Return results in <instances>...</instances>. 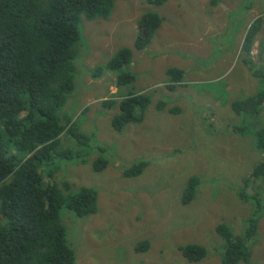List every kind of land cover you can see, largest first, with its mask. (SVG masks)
<instances>
[{
    "label": "rangeland",
    "instance_id": "rangeland-1",
    "mask_svg": "<svg viewBox=\"0 0 264 264\" xmlns=\"http://www.w3.org/2000/svg\"><path fill=\"white\" fill-rule=\"evenodd\" d=\"M148 12L162 17V27L146 50L135 51L138 21ZM262 14L264 0H168L161 7L119 0L109 21L84 20L80 48L85 49L75 60V90L62 116H73L90 142L80 146L62 136L64 149L84 156L57 160L53 179L44 176L45 186L62 188L68 182L71 194L83 187L98 193L97 214L79 218L66 209L61 212L76 264H190L179 247L191 243L208 249V256L196 264H220L216 247L223 242L216 226L226 223L240 235L256 212L237 192L262 154L252 139L233 133L232 127L244 119L233 111L235 101L261 90L262 83L258 86L245 64L242 46L250 24ZM123 48L133 51L130 70L137 80L120 93H148L152 103L143 123L117 133L112 119L120 114L119 106L101 105L115 98L116 75L106 72L96 79L90 71ZM252 54L254 64L262 66L264 27ZM170 68L185 73L184 85L174 92L166 88ZM159 103L164 110H158ZM99 159L107 167L97 172ZM140 161L149 163L144 173L126 178L124 171ZM193 176L201 184L195 201L183 206L180 199ZM257 216L251 264H264V206ZM145 240L149 250L136 252Z\"/></svg>",
    "mask_w": 264,
    "mask_h": 264
},
{
    "label": "trees",
    "instance_id": "trees-1",
    "mask_svg": "<svg viewBox=\"0 0 264 264\" xmlns=\"http://www.w3.org/2000/svg\"><path fill=\"white\" fill-rule=\"evenodd\" d=\"M117 1L0 0V264L77 262L61 222V212L66 209L79 218L97 214L98 193L83 187L71 194L68 182L62 188L56 184L45 186L44 176L53 179L58 170L54 164L57 160L81 156L62 147V136L76 139L80 146H88L90 142L80 132L74 117H63L62 112L75 90V60L79 51L85 49L80 48L82 24L84 20L109 21ZM144 2L161 7L168 0ZM261 16L250 24L242 46L247 56L245 64L258 86L262 83L261 90L235 101L233 111L244 119L232 127L233 133L252 139L262 154L261 161L243 179L237 192L239 199L252 204L256 212L240 235H235L226 223L216 226L215 233L223 242L216 247L220 264H251L258 232L257 213L264 206V64L256 66L252 59L254 44L264 27V15ZM162 22L155 12L142 15L133 46L135 51H144L152 44ZM132 62L133 51L123 48L104 66L90 71V76L96 79L106 72L116 75L114 86L118 92L115 98L104 100L101 105L104 109L119 106L120 114L112 119L117 133L130 124L143 123L152 103L148 93H120V89L137 80L130 70ZM167 76L166 88L174 92L184 82L185 73L170 68ZM157 108L162 111L165 105L159 103ZM106 164L105 159H99L94 164L95 171L106 169ZM148 166V162L140 161L123 174L126 178H136ZM200 184L196 176L188 180L180 199L183 206L195 201ZM149 248L150 242L145 240L135 250L145 253ZM179 251L190 264L200 263L208 256V249L196 243L180 246Z\"/></svg>",
    "mask_w": 264,
    "mask_h": 264
},
{
    "label": "crops",
    "instance_id": "crops-1",
    "mask_svg": "<svg viewBox=\"0 0 264 264\" xmlns=\"http://www.w3.org/2000/svg\"><path fill=\"white\" fill-rule=\"evenodd\" d=\"M262 15H263V14H262ZM260 16H261V15H260ZM259 34H260V33H259ZM259 34H258V35H259ZM257 37H258V36H257ZM182 85H184V83H183ZM145 91H146V90H145ZM238 96H239V95H238ZM238 96L234 97L233 99L235 100Z\"/></svg>",
    "mask_w": 264,
    "mask_h": 264
}]
</instances>
